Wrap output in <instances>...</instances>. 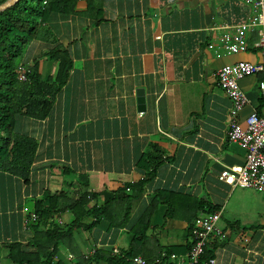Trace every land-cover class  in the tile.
<instances>
[{"label": "crops", "instance_id": "0c3cea01", "mask_svg": "<svg viewBox=\"0 0 264 264\" xmlns=\"http://www.w3.org/2000/svg\"><path fill=\"white\" fill-rule=\"evenodd\" d=\"M254 15L239 0H79L75 13L53 16L48 34L29 44L23 62L37 63L43 78L55 77L58 65L45 52L59 45L72 65L50 113L22 117V131L37 140L28 181L0 172V257L14 264L8 243L31 245L26 223L34 201L67 188L70 195L96 194L89 205L107 203L105 213L115 222L130 216L125 225L101 219L77 230L80 255L127 249L133 225L139 221L142 230L149 216L137 248L152 257L173 248L171 260L186 258L203 200L221 210L225 236L215 241V264H264V190L220 178L244 164L247 150L229 139L231 99L217 72L264 55L256 45L261 27L245 33V51H233L223 38L234 40L235 26ZM262 78L239 80L249 98L238 113L242 125L253 111L264 116ZM138 88L145 91V111L138 109ZM150 155L159 161L146 170L151 160L142 156ZM142 181L139 195L131 186ZM73 219L71 211L57 216L62 224ZM72 255L65 249L56 260L75 261Z\"/></svg>", "mask_w": 264, "mask_h": 264}, {"label": "trees", "instance_id": "16d2710c", "mask_svg": "<svg viewBox=\"0 0 264 264\" xmlns=\"http://www.w3.org/2000/svg\"><path fill=\"white\" fill-rule=\"evenodd\" d=\"M4 1L6 0H0V4ZM78 1L18 0L0 12V172L28 181L36 155L37 140L22 131L20 125L22 117L42 119L50 113L57 93L69 76L72 61L68 50H63L56 45L45 52V56L58 65L56 76L43 78L35 63L26 66L27 79L21 80L19 74L25 65L24 52L32 41L48 34L49 30L45 25L53 16L75 13ZM92 7V4L88 5V10ZM145 159L151 160L148 167L144 166L146 170L154 167L159 161V157L154 155L142 156V161ZM144 182H138L131 188H138L139 195H142ZM95 195L89 190H81L70 195L66 188L36 199L26 223L34 233L31 245L26 247L19 241L8 243L11 261L14 264H90L104 259L108 264H136L133 262V257L142 255L149 264H190L187 260L180 263L179 258L171 260L170 255H175L173 248H163L162 251L159 248L154 257L137 248L140 243L138 238L146 237L149 216L142 230H137L139 221L133 225V235L127 249L115 253L96 248L93 253L86 256L80 255L75 241L77 230L91 228L101 219H108L111 224L121 226L125 225L130 217L127 215L120 222H115L105 213L107 203L102 206L89 205L91 198ZM199 204L198 214L201 211L214 212L217 210L205 204L203 200H199ZM64 211H71L74 219L62 224L57 221V216ZM33 214L36 215L34 219ZM144 216L145 213L142 214V217ZM88 217L94 218V221L86 223ZM193 224L189 229L190 237ZM216 244L217 242L214 241L205 247L199 264H210L209 260L214 258ZM190 247L191 241L188 244L187 254ZM65 249L76 257L75 261L64 263L62 259L56 260L58 253Z\"/></svg>", "mask_w": 264, "mask_h": 264}, {"label": "built area", "instance_id": "2783aa9c", "mask_svg": "<svg viewBox=\"0 0 264 264\" xmlns=\"http://www.w3.org/2000/svg\"><path fill=\"white\" fill-rule=\"evenodd\" d=\"M239 1L244 6L251 7L255 15L248 21L235 26L237 36L234 40L229 35H225L223 40L232 42L231 49L233 51H245L248 47L245 33L261 27V38L256 45L264 47V0ZM26 72V65H24L19 74L21 80L27 79ZM257 73H262L263 75V78L259 81V89L264 97V55L261 62L240 61L236 64H227L217 72L220 86L231 99L229 139L247 150L244 164L223 170L220 178L232 185L263 191L264 116L253 111L246 117L244 125L238 119L239 111L249 103V98L241 89L239 80ZM32 218H36V215L33 214ZM220 220L221 210L214 212L201 211L198 214L192 227L191 247L186 258L179 259L180 263L187 260L190 264H199L205 247L225 236L224 228L219 224ZM113 252L119 253L120 250L114 249ZM133 262L136 264H149L141 255L134 256ZM209 262L210 264H215L216 259L211 258Z\"/></svg>", "mask_w": 264, "mask_h": 264}, {"label": "water", "instance_id": "95a60500", "mask_svg": "<svg viewBox=\"0 0 264 264\" xmlns=\"http://www.w3.org/2000/svg\"><path fill=\"white\" fill-rule=\"evenodd\" d=\"M18 2V0H6L0 4V12L7 9L8 7L12 6ZM138 95V109L140 111H145L146 109V99H145V91L143 88H138L137 90Z\"/></svg>", "mask_w": 264, "mask_h": 264}, {"label": "rangeland", "instance_id": "374dc122", "mask_svg": "<svg viewBox=\"0 0 264 264\" xmlns=\"http://www.w3.org/2000/svg\"><path fill=\"white\" fill-rule=\"evenodd\" d=\"M0 254H2L1 248H0ZM8 263H10V262L7 258L3 259V257H0V264H8Z\"/></svg>", "mask_w": 264, "mask_h": 264}]
</instances>
